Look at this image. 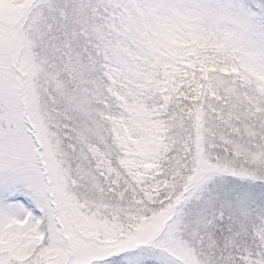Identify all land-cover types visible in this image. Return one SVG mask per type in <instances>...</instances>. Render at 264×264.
Segmentation results:
<instances>
[{"label":"snow or ice","instance_id":"snow-or-ice-1","mask_svg":"<svg viewBox=\"0 0 264 264\" xmlns=\"http://www.w3.org/2000/svg\"><path fill=\"white\" fill-rule=\"evenodd\" d=\"M0 264H264V0H0Z\"/></svg>","mask_w":264,"mask_h":264}]
</instances>
